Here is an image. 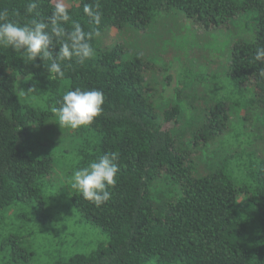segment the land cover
I'll list each match as a JSON object with an SVG mask.
<instances>
[{
    "label": "trees",
    "instance_id": "1",
    "mask_svg": "<svg viewBox=\"0 0 264 264\" xmlns=\"http://www.w3.org/2000/svg\"><path fill=\"white\" fill-rule=\"evenodd\" d=\"M70 20L83 29L100 31L91 43L92 58L83 64L59 61L63 75L47 71L51 61L27 59L15 50L0 46V229L8 210L15 204L33 206L35 214L45 209L42 188L53 172L50 155L33 157L28 143L33 124L45 125L60 106L65 92L80 88L103 91L104 110L96 121L81 127L94 133L98 141L89 146L85 162L106 152L119 153L117 183L108 190L111 199L102 206L85 200L79 193L72 205L78 223H89L106 237L90 254H76L57 264H264V159L251 163L246 183L238 184L222 170L197 176L189 151L178 143L173 129L165 123L178 122L173 106L159 121L150 100L146 79L148 62L137 55L127 58L122 46L101 47L98 38L107 31L130 27L146 31L160 11L176 9L203 30H216L237 16L254 10L257 24L254 40L234 43L228 67L235 89L249 104L264 114V63L254 59L257 47L264 46V0H64ZM35 3L34 10L29 5ZM56 0H0V10L20 24L33 19L47 21ZM102 13L100 25L90 23L84 8ZM60 44L54 37L53 57ZM28 77L25 94L42 99L24 102L16 87L17 76ZM225 102L213 106L206 115L196 140L218 137L229 122ZM58 115V114H57ZM83 162L80 168L85 167ZM159 179L171 186L157 200L153 189ZM244 196L243 201H240ZM3 242L12 256L28 253L20 240L10 236Z\"/></svg>",
    "mask_w": 264,
    "mask_h": 264
},
{
    "label": "rangeland",
    "instance_id": "2",
    "mask_svg": "<svg viewBox=\"0 0 264 264\" xmlns=\"http://www.w3.org/2000/svg\"><path fill=\"white\" fill-rule=\"evenodd\" d=\"M57 3V0H56ZM65 6L70 3L64 2ZM257 12L248 11L216 30H203L176 9L160 11L146 31L125 27L112 29L97 39L98 46L120 45L127 58L140 55L148 62L146 74L149 97L159 121L164 112L176 106L178 122L165 123L174 130L178 143L189 151L195 175L202 176L222 170L238 184L249 181L251 163L264 159V114L249 104L252 91L240 94L232 84L228 67L234 43L254 40ZM28 77L18 75L17 92L24 102L46 107L42 99L25 94ZM225 102L229 116L224 134L196 140L211 108ZM58 115L45 125L33 124L28 143L33 157L50 155L53 172L44 180L42 195L45 209L35 214L33 206L13 205L0 229V264H57L76 254H90L106 242L102 231L89 223H78L79 215L72 205L78 194L70 188V178L79 163L85 167L89 146L98 141L94 133L83 134L80 129H62ZM90 152V151H89ZM250 165V166H249ZM165 179L155 183L157 200L171 191ZM241 196L240 201H243ZM10 236L20 240L31 255L12 256L11 248L3 242Z\"/></svg>",
    "mask_w": 264,
    "mask_h": 264
},
{
    "label": "clouds",
    "instance_id": "3",
    "mask_svg": "<svg viewBox=\"0 0 264 264\" xmlns=\"http://www.w3.org/2000/svg\"><path fill=\"white\" fill-rule=\"evenodd\" d=\"M36 4L29 5V11L36 8ZM90 18V23L100 25L102 13L90 6L84 8ZM7 10H0V46H6L17 53L36 62L38 59L51 61L47 71L63 75L59 61L73 60L83 64L92 58L95 49L91 43L93 37H99L100 31L86 32L82 25L72 21L71 30L67 31L63 24L70 20V15L64 0H57L56 6L47 21L33 19L30 23L20 24L8 18ZM54 37L60 47L58 54L53 57L50 48ZM255 61L264 63V46L257 47ZM261 75H264L262 70ZM105 95L103 91L92 88L82 90L76 88L64 93L60 106L53 111L58 114V124L62 129H80L92 125L103 113ZM119 153L106 152L86 167L75 170L70 178V188L77 191L85 200L102 206L111 199L108 190L117 183L120 166Z\"/></svg>",
    "mask_w": 264,
    "mask_h": 264
}]
</instances>
